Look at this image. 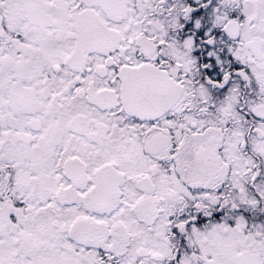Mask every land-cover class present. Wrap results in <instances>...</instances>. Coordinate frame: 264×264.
I'll return each mask as SVG.
<instances>
[{"label": "snow or ice", "instance_id": "1", "mask_svg": "<svg viewBox=\"0 0 264 264\" xmlns=\"http://www.w3.org/2000/svg\"><path fill=\"white\" fill-rule=\"evenodd\" d=\"M0 264H264V0H0Z\"/></svg>", "mask_w": 264, "mask_h": 264}]
</instances>
